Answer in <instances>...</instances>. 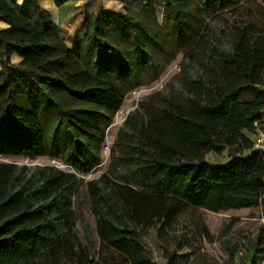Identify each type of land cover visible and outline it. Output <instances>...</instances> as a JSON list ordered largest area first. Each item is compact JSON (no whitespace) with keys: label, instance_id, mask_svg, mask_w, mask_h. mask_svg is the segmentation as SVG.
Returning <instances> with one entry per match:
<instances>
[{"label":"trees","instance_id":"trees-1","mask_svg":"<svg viewBox=\"0 0 264 264\" xmlns=\"http://www.w3.org/2000/svg\"><path fill=\"white\" fill-rule=\"evenodd\" d=\"M70 1L53 0L56 7ZM113 1L123 4V11L87 15L83 35L71 37L44 15L39 0H0V156H42L59 147L81 174L98 164L94 146L102 142L105 127L78 118L71 101L103 108L109 121L123 95L81 66L82 45L100 57L96 70L115 59L119 67L134 63L144 69L149 46L175 35L209 60L197 61L202 74L188 81L187 106L156 105L130 134L127 150L118 157L128 181L86 183L99 239L96 256L93 240L82 236L73 220L74 190L81 182L75 173L54 166L30 173L26 166L0 162V264H158L143 233L153 232L160 242L179 217L200 209L264 211V155L253 149L250 137L264 113V32L250 33L246 19L231 49L221 50L208 46L200 22L203 14L226 7L216 8L215 0H200L193 8V0H164L168 28L163 33L147 25L155 0H138L139 11L129 7L132 0ZM113 35L131 41L126 54L109 42ZM12 54L21 59L16 65L9 63ZM243 93L253 98L242 99ZM49 123L65 142L48 136ZM224 150L230 156L225 162L207 161L206 155ZM263 244L264 228L254 242L258 255H264ZM186 247L177 237L162 245L164 264H176ZM240 249L229 248L228 257Z\"/></svg>","mask_w":264,"mask_h":264},{"label":"rangeland","instance_id":"rangeland-1","mask_svg":"<svg viewBox=\"0 0 264 264\" xmlns=\"http://www.w3.org/2000/svg\"><path fill=\"white\" fill-rule=\"evenodd\" d=\"M215 1L216 8L226 7L211 16L203 14L200 19L202 27L204 26L207 30L205 40L208 46L216 45L221 50L229 51L232 37L242 27L246 19L252 24L250 33L262 34L264 32V0ZM81 2L84 6L83 9L92 14L99 13L102 9L112 11H123L124 9L123 5L110 0H82ZM154 3L155 12L154 14L147 13V25L149 30L163 33L168 28V24L165 22V3L164 0H155ZM39 4L45 9L48 8V5L52 6L53 2L52 0H39ZM199 4H201L200 0H193L189 8ZM129 7L139 11L142 4L138 0H132ZM65 18L60 22L63 34L67 36L66 32H69L74 36L81 35L83 28L82 25H79V18L71 16ZM185 26L188 27V20ZM234 26L238 28H234ZM114 36L109 37V42L126 54L131 46V41H123ZM170 38L167 42L161 41V46H149V65L144 69L137 68L134 63L130 64L129 68L127 66L119 67V62L115 59L101 63L99 67L101 69L96 70L94 62L100 59L97 52L89 46H81L82 59L85 63L81 66L95 78L108 81L116 86L123 95L121 106L109 121L108 117L102 115L103 108L83 104L74 99L71 101V105L78 109L74 112L78 118L91 121L98 128L105 127L102 142L94 146L98 164L89 173L81 174L73 169L66 161L68 151L59 147L48 148L47 154L42 156L31 154L0 156V162L26 166L30 173H34L37 167L54 166L65 172L75 173L80 178L81 182H77L74 190L73 220L76 230L80 231L82 236L89 235L93 240L95 256L99 239L95 234L94 219L89 210L86 183L103 179L108 185V181L121 183H124L125 180L128 181L129 177L125 170L118 165V157L123 154V150H127L125 145L130 143V134L140 122L144 121L146 112L153 110L156 105L172 101L187 106L188 81L196 79L202 74L197 61L201 58L205 62L209 60L207 54L200 55L197 47L180 41L176 35ZM66 44L68 47H73L69 41ZM18 60L14 54L9 57L10 64H15ZM261 88L264 89V86ZM252 98L249 93L242 94V99L250 100ZM92 116H94L93 119ZM48 121H50L49 118ZM47 126L50 138L65 142V135H56L51 124L49 123ZM255 126L256 131L250 135L252 140L255 139L257 131L264 130V113L262 121ZM229 157L227 150L222 151L219 155H206L207 161L211 163L225 162ZM99 185H102V182ZM201 224L206 227V234L202 233ZM262 228H264V211L260 208L223 212L200 209L179 217L169 234L165 235L160 242L156 240L151 231L143 233L142 238L152 259L158 264L166 262L161 246H169L174 237L182 238L183 243L187 246L179 251L176 264H252L254 260L256 264H259L264 255L263 253L258 255L253 247ZM237 245L241 247L240 251L232 258L228 257L229 248L232 249Z\"/></svg>","mask_w":264,"mask_h":264},{"label":"crops","instance_id":"crops-1","mask_svg":"<svg viewBox=\"0 0 264 264\" xmlns=\"http://www.w3.org/2000/svg\"><path fill=\"white\" fill-rule=\"evenodd\" d=\"M17 2H19L18 0H16ZM23 0H21L20 2L22 3ZM82 0H72L68 3H66L64 6L62 7H56L54 5V2L52 4V6H49L48 5V8H43L42 6V10H43V13L44 15L49 19L51 20L56 26H58V28L61 30V32L63 31V28L62 26L60 25V22L63 20V19H66L65 17H76L79 18V25H82V28H83V22H84V18L85 16L87 15H90L92 13H88L86 12L82 6ZM111 2H117V1H113V0H110ZM119 3V2H118ZM121 4V3H119ZM123 5V4H121ZM82 7V8H81ZM74 11V12H73ZM73 12V13H72ZM96 14V13H94ZM84 30V28H83ZM63 33V32H62ZM66 35L67 36H71V37H75L73 34H70L69 32L67 33L66 32ZM83 35V32L81 35H78L76 37H81ZM71 48V47H70ZM16 55V54H14ZM17 58L19 59L17 63L13 64V65H16L20 62V57L18 55H16Z\"/></svg>","mask_w":264,"mask_h":264},{"label":"built area","instance_id":"built-area-1","mask_svg":"<svg viewBox=\"0 0 264 264\" xmlns=\"http://www.w3.org/2000/svg\"><path fill=\"white\" fill-rule=\"evenodd\" d=\"M253 149L264 155V130L257 131L255 139L253 141ZM259 264H264V256Z\"/></svg>","mask_w":264,"mask_h":264},{"label":"water","instance_id":"water-1","mask_svg":"<svg viewBox=\"0 0 264 264\" xmlns=\"http://www.w3.org/2000/svg\"><path fill=\"white\" fill-rule=\"evenodd\" d=\"M18 4H20L21 2H17Z\"/></svg>","mask_w":264,"mask_h":264}]
</instances>
